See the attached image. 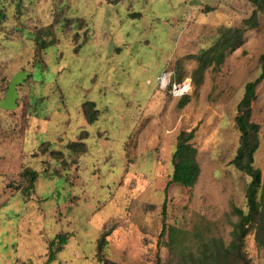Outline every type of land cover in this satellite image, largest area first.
Segmentation results:
<instances>
[{"label": "rangeland", "instance_id": "rangeland-1", "mask_svg": "<svg viewBox=\"0 0 264 264\" xmlns=\"http://www.w3.org/2000/svg\"><path fill=\"white\" fill-rule=\"evenodd\" d=\"M21 1L18 8V0H0L8 15L0 24V102L12 77L25 73L17 107L0 106V264H46L61 233L68 242L48 264H101L98 239L112 227L106 259L174 264L169 236L159 238L164 203L168 226L229 245L239 222L233 209L247 211L251 180L232 163L240 140L235 117L246 83L261 73L264 11L223 64L201 75L196 56L221 27L245 25L255 8L249 0ZM37 38L58 43L39 50ZM167 73L170 84L189 82L188 91L164 87ZM87 101L100 111L91 124ZM252 109L261 127L254 164L264 176V79ZM191 129L198 181L168 184L177 136ZM84 131L87 151L69 149ZM27 167L39 176L24 199L17 186L27 185ZM256 231L253 224L242 251L251 264H264Z\"/></svg>", "mask_w": 264, "mask_h": 264}, {"label": "trees", "instance_id": "trees-1", "mask_svg": "<svg viewBox=\"0 0 264 264\" xmlns=\"http://www.w3.org/2000/svg\"><path fill=\"white\" fill-rule=\"evenodd\" d=\"M18 1L17 7L19 8L22 1ZM249 1L255 8L251 16L245 19V25L243 27H221L217 41L209 49L202 50L196 56L199 60L196 71L201 75L211 64L215 67L221 66L227 54L243 43L244 34L259 25L260 12L264 11V0ZM17 12H19V9H17ZM7 18V9H0V24L5 23ZM57 43L56 38L50 40L37 38L39 50H45L50 45ZM260 61L261 73L256 79L246 83L235 117L236 126L240 132V140L232 163L251 178L246 189L247 211L240 207H234L233 211L239 216L238 228L234 240L227 245L221 237L205 235L199 230L188 231L168 226L166 223L167 206L164 203L162 210L163 224L159 238L163 241L165 235L169 236L170 241L169 243L165 242V244H168L172 251L175 250L177 260L174 264H251L250 259L246 257V253L242 251V247L253 224H256L257 228L256 241L258 246L264 248V176L262 170L254 164L255 154L260 146L261 127L259 123L252 120V105L256 99V89L264 79V54L261 55ZM188 100L189 97L185 95L180 99L179 106H184ZM18 102L19 99H17ZM83 112L90 124L94 123L100 115L94 101L85 102ZM87 135L86 131H84V135L79 134L76 140L68 144V148L76 153H85L87 144L84 139L87 138ZM194 137L195 129L179 132L172 156L173 173L168 184L175 183L192 188L197 183L201 167L198 162L197 148L193 143ZM45 151L47 150L45 149ZM52 153L62 155L60 150L53 149ZM38 176V170L29 167L21 172V178L24 179L27 185L25 187L17 186V188H21L24 199L32 197ZM114 228L104 231L98 239L96 257L101 264H119L106 259L103 254L108 242L107 237ZM69 236V233H61L54 238L50 244V253L46 264L54 260L56 253L61 251L64 245L67 244ZM231 258H233V261ZM157 264H161L159 257Z\"/></svg>", "mask_w": 264, "mask_h": 264}, {"label": "water", "instance_id": "water-1", "mask_svg": "<svg viewBox=\"0 0 264 264\" xmlns=\"http://www.w3.org/2000/svg\"><path fill=\"white\" fill-rule=\"evenodd\" d=\"M25 73L20 71L14 75L9 83L5 97L1 100L0 106L4 109H14L17 107V99L19 97L17 86L24 79Z\"/></svg>", "mask_w": 264, "mask_h": 264}, {"label": "built area", "instance_id": "built-area-1", "mask_svg": "<svg viewBox=\"0 0 264 264\" xmlns=\"http://www.w3.org/2000/svg\"><path fill=\"white\" fill-rule=\"evenodd\" d=\"M170 82H171V74L168 75L167 73L161 77V83L164 85V87L170 84ZM170 85H171L172 93L181 95L185 93L186 91H188L190 83L189 82L188 83L187 82H184V83L173 82Z\"/></svg>", "mask_w": 264, "mask_h": 264}, {"label": "crops", "instance_id": "crops-1", "mask_svg": "<svg viewBox=\"0 0 264 264\" xmlns=\"http://www.w3.org/2000/svg\"><path fill=\"white\" fill-rule=\"evenodd\" d=\"M103 1H105V0H100V2H103ZM107 1V0H106ZM109 1V0H108ZM109 3H112V1H109Z\"/></svg>", "mask_w": 264, "mask_h": 264}]
</instances>
